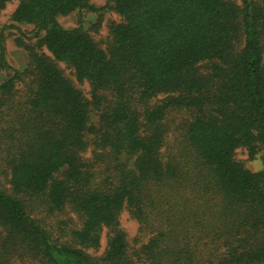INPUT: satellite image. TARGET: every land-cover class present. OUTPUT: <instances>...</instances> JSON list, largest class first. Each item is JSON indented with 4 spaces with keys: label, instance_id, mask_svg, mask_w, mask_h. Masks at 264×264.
<instances>
[{
    "label": "trees",
    "instance_id": "trees-1",
    "mask_svg": "<svg viewBox=\"0 0 264 264\" xmlns=\"http://www.w3.org/2000/svg\"><path fill=\"white\" fill-rule=\"evenodd\" d=\"M240 1L111 0L121 21L103 50L57 22L93 10L91 0H18L11 21L44 32L41 44L89 83L91 100L53 61L33 56L29 95L0 123V175L10 185L0 189V264H264V173L234 158L261 149L264 162V0ZM21 79L16 71L0 85L6 97ZM176 108L193 112L183 137L192 163L163 151V121ZM88 146L99 150L95 161L113 163L97 187L84 171ZM37 198L49 213L80 217L70 244L32 217ZM123 211L147 237L135 261L119 228ZM104 229L102 256L75 247L99 249Z\"/></svg>",
    "mask_w": 264,
    "mask_h": 264
},
{
    "label": "rangeland",
    "instance_id": "rangeland-1",
    "mask_svg": "<svg viewBox=\"0 0 264 264\" xmlns=\"http://www.w3.org/2000/svg\"><path fill=\"white\" fill-rule=\"evenodd\" d=\"M257 1V0H254ZM233 2L240 6V0H233ZM93 10H80L71 13L68 16H59L57 22L65 29L81 28L86 32L94 43L103 50L109 46L111 39L109 26L113 23H119L120 17L107 5H112L111 0H91L90 2ZM18 5V0H11L8 2L4 9L0 11V34L3 38V46L5 52L6 67L0 65V85L8 80L14 72H19L21 80L16 81L13 87V93L9 98L4 95L0 89V123L3 125L2 117H5L11 109L15 108L18 104H23L26 97L29 95L33 77L32 72V58L35 55L45 56L56 65L64 78L70 84L80 90L83 96L91 100V87L86 81H79L68 65L52 59L46 48L41 44V38L44 32L38 33L35 26L29 24H19L11 21V15ZM263 30L261 41L264 45V19L262 20ZM264 63V51L262 54ZM204 64L200 68L203 69ZM166 98L165 95H160L150 102V106L157 105ZM91 125L97 123V112L90 107ZM193 112L186 108H176L168 111L163 121L166 129L165 143L163 151L169 152L173 156H178L182 161L193 162V155L184 141V132L188 122L191 120ZM85 137L90 141L93 136L87 132ZM93 146H88L87 149L81 154L83 163L86 165L84 171L90 173V185L97 187L104 184L112 174L113 163L95 161ZM263 151L257 150V154L250 158L248 152L243 149H237L234 154L236 161L240 162L245 169L252 173H264V162L262 159ZM185 162V163H188ZM57 179L63 178V173L56 175ZM0 189H5L10 193V185L7 178L0 175ZM36 200V199H35ZM27 201V200H26ZM37 205L32 208L31 215L37 219L40 224L52 235V237L61 243H71V231L80 227V217L71 209L66 208L62 212L49 213L47 211L45 199L37 198ZM119 228L126 235L128 246V253L135 261V251L146 243L147 237L139 231L137 221L127 211H123L119 217ZM109 230L104 229L101 234L100 248L95 250L85 248L82 246H75L84 252L90 258H98L103 255ZM19 264H32L30 262H21ZM144 264V263H136Z\"/></svg>",
    "mask_w": 264,
    "mask_h": 264
}]
</instances>
